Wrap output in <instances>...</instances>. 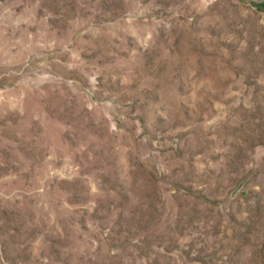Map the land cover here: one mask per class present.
Listing matches in <instances>:
<instances>
[{
	"label": "rangeland",
	"instance_id": "rangeland-1",
	"mask_svg": "<svg viewBox=\"0 0 264 264\" xmlns=\"http://www.w3.org/2000/svg\"><path fill=\"white\" fill-rule=\"evenodd\" d=\"M0 264H264V0H0Z\"/></svg>",
	"mask_w": 264,
	"mask_h": 264
}]
</instances>
